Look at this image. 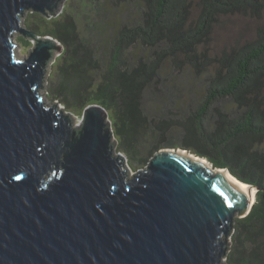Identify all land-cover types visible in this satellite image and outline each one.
<instances>
[{"label":"water","instance_id":"obj_1","mask_svg":"<svg viewBox=\"0 0 264 264\" xmlns=\"http://www.w3.org/2000/svg\"><path fill=\"white\" fill-rule=\"evenodd\" d=\"M64 1L0 0V264H231L258 188L180 149L133 171L104 107L78 123L46 106L47 68L64 46L23 25L29 12L58 16Z\"/></svg>","mask_w":264,"mask_h":264},{"label":"trees","instance_id":"obj_2","mask_svg":"<svg viewBox=\"0 0 264 264\" xmlns=\"http://www.w3.org/2000/svg\"><path fill=\"white\" fill-rule=\"evenodd\" d=\"M89 1L99 17L100 12L106 17V7L126 6L138 11L137 19L112 27L111 21L94 19L92 31L107 40L101 46L99 39L82 32L77 3L70 1L51 18L29 12L27 30L64 46L48 80V96L74 113L92 105L104 107L118 152L126 154L133 171L148 166L161 143H176L258 188L251 213L236 221L229 261L264 264V23L252 39L241 35L219 53L211 49L215 31L226 19L264 21V0ZM17 41L28 49L33 45L25 35ZM138 48L140 53L135 52ZM166 67L189 69L203 80L202 102L179 103L178 98L190 97L186 87L163 77ZM146 98L176 101L156 113L146 108ZM222 102L231 108L223 109ZM181 107H186L184 115L178 112ZM173 128H178L176 135L170 132Z\"/></svg>","mask_w":264,"mask_h":264},{"label":"rangeland","instance_id":"obj_3","mask_svg":"<svg viewBox=\"0 0 264 264\" xmlns=\"http://www.w3.org/2000/svg\"><path fill=\"white\" fill-rule=\"evenodd\" d=\"M70 1H72L74 4L77 3L79 4V9L77 10V18L80 23V27L82 32L86 37H92L94 39H99L101 46H105L107 43V40L104 39L103 37H97V35L92 31V26H93V20H97L98 22L101 23L102 20L111 21V25H108V27L112 26H118L120 23H125L128 21H135L138 16V11L134 8H129V7H123L120 10H114L110 7H106V17L104 13L100 12L101 17H99L96 14H99V11L97 7H95V4H93L89 0H65L61 12L66 9V7L69 5ZM60 13V12H59ZM61 14V13H60ZM29 15V13H28ZM28 15H26V18L24 20V25L23 28L26 29V20L28 19ZM88 16V17H86ZM264 21L258 22L254 19L251 18H244V17H231L225 20L224 25L220 28H217L215 31L213 43H212V51L213 53H219L222 49H224L226 46H232L234 45L239 39L240 36H244L245 40L246 39H252L254 38L256 34V29L259 25L263 24ZM19 35H22L19 33L16 36V41L17 37ZM18 42V41H17ZM33 47V45H32ZM25 48L23 46L18 47V54L20 57H27L29 55L30 50L32 49ZM142 50L141 49H136V53H140ZM143 55L147 54V51L142 52ZM141 54V55H142ZM60 59V56L52 63L49 64L47 68V74H46V81H45V90H43L44 97H45V104L49 108H52L54 104H58L59 109H64L63 112L64 114H70L72 115L78 123L82 122L84 112H70L67 111L66 108L62 105L59 104L58 101H54L51 99L48 94H49V89H48V80L51 77L54 67L56 66V62ZM163 77H170V79H173L175 84L181 85L182 87H186L187 89V97L190 98H178L179 103H191L194 99L200 103L203 100V96L205 93V84L203 80L197 79L195 76L192 75L191 71L189 69H186L184 72H177L172 70L170 67H166L163 72H162ZM191 85L190 90L188 89L189 86ZM186 92V91H185ZM176 98H159L158 100L156 99L154 102H151V98H146L145 101V106L148 110L152 109L156 113H160V111H163L166 108H170L175 104ZM221 107L223 109L231 108V104L229 102H222ZM179 114L184 115L186 113V107H181L178 110ZM174 118V117H173ZM171 134H177L178 133V128H173L171 131ZM178 143V142H177ZM177 147V148H174ZM180 147L178 144L170 145V144H164L160 145L159 151L168 149V150H173V149H179ZM118 152V150H117ZM157 152V153H158ZM156 153V154H157ZM125 156L126 154L123 153ZM127 157V156H126ZM128 159V157H127ZM129 163V159H128ZM130 165V164H129ZM145 168V167H144ZM138 170L142 168H136ZM135 171V170H134ZM232 247L230 246V249ZM231 251V250H230ZM230 253V252H229Z\"/></svg>","mask_w":264,"mask_h":264},{"label":"bare ground","instance_id":"obj_4","mask_svg":"<svg viewBox=\"0 0 264 264\" xmlns=\"http://www.w3.org/2000/svg\"><path fill=\"white\" fill-rule=\"evenodd\" d=\"M180 151H183V152H187V156H190L194 159H197V160H201L207 164L210 165V167L212 168L211 164L209 163V161L205 158H198L197 155L193 154L192 152H189V151H185L183 149H180ZM227 173V172H226ZM227 175L232 179L234 180L238 185H240L241 187L244 188L245 191H249L252 189L251 186H248L247 184H244L243 182H241L240 180H238L237 178L233 177L230 173H227ZM254 198H255V190L249 195V200H250V204H253L254 203Z\"/></svg>","mask_w":264,"mask_h":264}]
</instances>
